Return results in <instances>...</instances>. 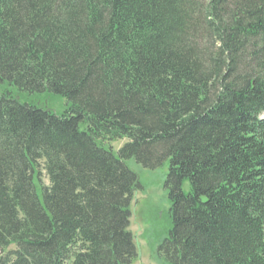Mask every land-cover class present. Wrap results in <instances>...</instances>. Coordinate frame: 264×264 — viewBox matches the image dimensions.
<instances>
[{"label":"trees","instance_id":"16d2710c","mask_svg":"<svg viewBox=\"0 0 264 264\" xmlns=\"http://www.w3.org/2000/svg\"><path fill=\"white\" fill-rule=\"evenodd\" d=\"M130 159L167 264H264V0H0V264H133Z\"/></svg>","mask_w":264,"mask_h":264},{"label":"rangeland","instance_id":"374dc122","mask_svg":"<svg viewBox=\"0 0 264 264\" xmlns=\"http://www.w3.org/2000/svg\"><path fill=\"white\" fill-rule=\"evenodd\" d=\"M37 105L49 108L61 115L67 107L66 101L51 94L34 95L25 98ZM128 140L107 143L117 152ZM128 168L138 177V187L133 192L130 212L129 231L134 237L137 248V258L133 264H167L160 248L169 238L173 228L170 190L166 187L169 174V163L149 169L138 164L134 159L126 161ZM42 185L49 186L50 182L44 169V162H40ZM183 191H190V184L186 181ZM16 250L11 246L7 251Z\"/></svg>","mask_w":264,"mask_h":264}]
</instances>
